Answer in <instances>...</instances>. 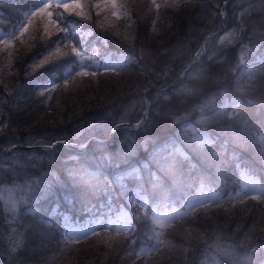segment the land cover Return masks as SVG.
<instances>
[{
  "label": "trees",
  "instance_id": "1",
  "mask_svg": "<svg viewBox=\"0 0 264 264\" xmlns=\"http://www.w3.org/2000/svg\"><path fill=\"white\" fill-rule=\"evenodd\" d=\"M205 3L206 1L199 3L195 9L188 7L176 13V17L179 18L178 33L168 43L169 46L167 45L168 48L164 51L155 54L151 45L138 35V44L148 54L150 69L138 72L134 78L137 82L130 87L121 89L119 92H110L101 99H97V95L90 99L89 102L91 100L99 102L92 105L94 107L85 108L83 111L93 109L105 111L102 114L104 119L98 124L85 127L81 131H70L71 123L75 118L69 120L72 116H70L68 105L59 110L50 107V104L44 105V98L33 95L24 82L20 83L19 91L0 102V112L5 117L0 122V148L12 143L51 142L63 138L81 140L93 135L88 138L89 140L85 144L87 152L84 155L98 160V162L90 161L91 166H86L89 170L97 172L104 170L108 163L115 162L116 158L125 160L127 156H131L129 150L132 152L137 147H147L151 138L159 137L174 127L173 123L181 116L200 114L197 109L205 104L207 106L220 87L225 85L229 89L234 87L233 81L236 79L238 71H233L231 64L235 61V55L240 50L239 46L250 44L254 48L256 45H264V12L248 21L255 11H264V0H229L227 5L223 3V0H218V5H204ZM217 6L226 12L224 17L226 23L224 30L215 34L216 22L222 18L215 11ZM6 11H13V7H7ZM232 30H237L239 33L232 44H221L216 39L217 36H223L227 31ZM207 33H209L207 36L212 35V37L209 39V48L205 58L196 65L194 63L186 73L181 75L194 52L190 56L186 55V51L176 58H173L174 55L184 43H188V40L196 39L200 42ZM41 38V36L34 37L30 41V48L20 49L18 59L20 65L15 67L16 71L22 68L26 69L28 61L38 55L37 47L43 46L40 43ZM0 70H2L0 78H5V82H7L8 73L4 71L8 70L2 62ZM259 71L260 76L255 81L256 91L252 92L253 94L250 93L253 95L254 102L251 101L244 105L243 101L236 107V116L231 118L213 108H208L206 117L228 139L234 140L246 150L260 154L259 149L264 145V119L262 118L264 116V63H259ZM14 83V80L10 81L12 86ZM143 89H147L148 92L146 104L142 103L145 99L140 98V92ZM184 89H191V94L186 93ZM123 90L125 92H122ZM136 92L138 95L133 100L128 99V104L123 106L125 101L122 100H126L124 98ZM115 93L117 94L113 98L100 101ZM119 108L127 111L128 114L122 115ZM134 121L140 123L139 128L130 127ZM113 125H120V127L115 133L111 132L112 141L104 140L102 137L108 134ZM39 135H41L40 138L33 139ZM42 149V147H38L37 150ZM71 156L72 153L68 150L57 154L41 152V154L28 159L24 165H15L14 169H10L12 171L0 169V187L2 184L12 186L19 184L21 193L27 196L25 199L28 201L25 203V208H16L13 213L0 199V264L36 263L60 249L57 247V242L62 241L59 230L55 224L46 222L41 213H37L41 209L36 200L42 199L50 189H53L56 182L65 183L66 180H72L68 174L71 167L84 165L76 159H71ZM205 156L208 155L205 154ZM213 159L215 162H219L218 156L213 155ZM220 172L226 174V168L222 167ZM44 177L51 179L46 183L50 186H38L32 192L31 186L46 181ZM6 182L8 183L6 184ZM241 209V207H237V211ZM252 209L260 211L257 206ZM193 215L197 217L194 216L192 222L188 224H195L199 228L206 229L208 223L211 222V228L214 230L228 229L232 231L233 229L239 231L246 224L252 225L263 216L260 213L251 216H239L236 213L231 216L229 221H218V219L211 221V219L207 220L203 217L201 222L199 219L197 220L199 211L194 212ZM149 228V223L137 221V230L133 232L120 236L118 234L108 235L114 241L111 248L100 242L91 247L96 248L92 251L84 250L87 253L83 252L60 263L49 264H134L135 260L140 258L133 254L130 240L137 237L138 232H140L139 235H143ZM12 230L18 232V238L14 236ZM200 234L199 232H190L186 228L175 227L173 237L178 241L179 249L170 254L162 264H187L192 258L194 246L201 238ZM94 238L89 237L81 242L92 241ZM81 242L74 246H78ZM135 242L137 244V241ZM17 243L19 244L18 250L10 258L8 250ZM62 245L63 243L60 244V246ZM183 247L187 251H182ZM184 254L186 258H184ZM138 264H145L144 259Z\"/></svg>",
  "mask_w": 264,
  "mask_h": 264
},
{
  "label": "snow or ice",
  "instance_id": "2",
  "mask_svg": "<svg viewBox=\"0 0 264 264\" xmlns=\"http://www.w3.org/2000/svg\"><path fill=\"white\" fill-rule=\"evenodd\" d=\"M152 6L155 7V9L159 10L161 8V4H158L156 0H151ZM229 0H223V3L227 5ZM174 7H178L179 5L175 3L172 5ZM34 10L30 11L26 14V18L20 23L19 27L16 26L12 27V31L7 34V37L0 40V44H3L5 46L8 45H14L16 42L19 41L22 46L29 47L30 43L29 41L20 40V37H23L25 33L29 30V25L32 22L33 17H40L45 21L43 26V37L40 39V43L42 45H47L45 47V50L43 53L38 54L32 61L31 64L28 65V67L25 69V76L29 75H35L38 79H40L41 82L35 84V89L37 90V95L39 97H45L47 94H50L52 92H55L59 87H61L60 83H57V77H52L49 73L48 75H43L42 70L48 68L50 65L55 66L52 71H55L56 73H59L62 71V65L67 63L69 59H75L79 58L80 61H83L85 59H92V57H86L85 51L82 50V46H78L76 43H73L71 39L68 38L67 35H64L61 37V34H65L69 32L68 26H66L65 21L68 17H76L78 21L86 22L89 24H92L95 29H98L102 33H105V38L101 43H107L108 37L111 36L113 39L118 40V42L121 45H127L130 51H134V47L131 45L129 41V37L127 34H123V38L121 39V33L119 32H110L109 28L113 27L111 24V21L117 18L120 15V5L118 3V0H92L91 3H87L86 0H70V2H62V0H58L57 3H51V2H45L41 3L39 5H34ZM165 8L169 7V5H164ZM92 9H95V16L96 19L93 20V13ZM216 12H218L220 17H225L226 12L217 6L215 9ZM125 15H127L125 13ZM235 15V14H234ZM159 18L158 16L156 17ZM130 20L131 18L128 17ZM153 23H155L153 21ZM226 23V20L222 19V24ZM73 31L80 32L81 33V44H83V41L89 37L94 35V32L91 30L84 32L80 28H77L73 26ZM155 30V29H153ZM53 35H56L57 39L53 41L50 45L48 44L49 41L52 40ZM215 35V34H213ZM239 35L237 30L227 31L223 36H217L216 39L219 40L221 44H232L236 37ZM209 39L211 37L206 38L205 43H208ZM247 48V45L244 46ZM54 49V50H53ZM93 52L96 51L95 48L92 49ZM204 51V48L201 47V52ZM200 53L197 54V57H199ZM133 57H129V59H132ZM261 63H264V57H261ZM80 70L76 72L77 77H96L97 72L100 68H103L104 73H108L110 71H115V68L110 65H96L95 71H89L88 67L84 66L82 63L78 65ZM42 74L38 76L37 74ZM71 75V69L67 73H63L62 78V85L67 86L69 83L68 76ZM75 79V77H72ZM255 81V77L251 76L249 77V80L245 82V85L238 88V91L242 94L249 95L252 92L256 91V88L253 86V82ZM186 93L191 94V89H184ZM145 92H147V89H145ZM50 98V96H49ZM142 103H147V101H142ZM240 101L238 100H232L231 104L233 108H235ZM205 105L200 106L197 110L200 112V121L201 122H207L208 117L205 116ZM235 113L230 114V118L234 117ZM124 119L123 117L121 118ZM142 123V121H141ZM120 127V125H116L114 127L110 128V131L115 133L117 131V128ZM129 127V126H126ZM130 127L139 128L140 123H137L136 125H132ZM186 131H190L192 133L191 137L185 138V143L188 145H194V147L191 148L193 152L200 153L205 148L209 147L210 145H213L215 143L214 138H212L207 132L205 133H198L194 128H192L190 125L186 126ZM175 144V142H173ZM57 145H66L68 147L74 148V149H80L84 150L86 148V145L83 143H78L75 145H69L67 140H56L55 144L49 143L44 145L47 149H53ZM131 153V150H129V154ZM179 155L183 157L184 160H190L191 158L188 156L187 153L183 151L182 148L176 146L173 152V156ZM213 155H217L213 153ZM84 153L81 152V158H83ZM235 158V157H234ZM71 159L75 160L77 157L73 156ZM143 168L147 169L148 165L144 164L142 165ZM192 167H195V165H192ZM175 168V161L174 160H165L163 164L160 166V170L164 172L171 173L173 169ZM69 176L72 178V181L74 184L80 185V184H88L91 186H95L96 183L99 181L100 173L94 172L89 170L88 167L81 165L78 168H72L68 170ZM126 176H134L139 178L140 176V168L133 167L131 171L125 173ZM155 183L153 184V188L157 189L159 188L161 190V197L159 199H153V203L149 202L148 197L141 196L140 200L141 203L139 205H131L128 209V213H131L132 219H135L137 221H143L145 223H150L151 225L157 226L161 231H155L154 229H149L150 235L152 239L156 240V246L153 248V250H158L159 245L163 243H167L166 241L162 240L161 237L163 236V230L167 227V222L175 219L177 216L180 215H189L191 214V211L189 213H179L176 210H173L172 213L168 212H161V208H168L169 207V195L171 190L168 188L163 187L160 184L159 177H154ZM249 189L253 191H264V189H258L256 184L253 182L251 185H249ZM237 197H239V193H237ZM254 199L260 200L261 196L257 195L253 197ZM129 204H131V201H129ZM188 207L190 210H193L192 204H188ZM11 211L15 213L16 206L15 204L12 205ZM120 218L123 221L122 224L116 225V232L119 234L121 231L125 230H134V225L132 224V219L128 218V215L124 212L120 213ZM112 225L109 224L108 227H111ZM85 239L88 238L89 233L83 232L81 233ZM100 234L97 233L94 229L91 230V236L92 237H98ZM202 237V234H201ZM112 239L111 237L104 239L103 243L108 247H112ZM63 243L64 247L60 248L61 251H65L68 249L69 245L73 243L68 238H64L62 241L57 242V247H60V244ZM78 243V241H77ZM136 242L130 240V247H135ZM19 244H15L8 250V255L11 258L12 254L16 253L18 250ZM148 249L141 246L139 248V251L136 252V255L139 256L145 252H147ZM187 251V249H185Z\"/></svg>",
  "mask_w": 264,
  "mask_h": 264
},
{
  "label": "rangeland",
  "instance_id": "3",
  "mask_svg": "<svg viewBox=\"0 0 264 264\" xmlns=\"http://www.w3.org/2000/svg\"><path fill=\"white\" fill-rule=\"evenodd\" d=\"M158 1V0H156ZM206 4L210 5H218V0H175V3L178 4V7L172 6L174 4V0H159L157 3L161 4V8L159 10L155 9L154 6H152L151 0H133V9L135 12V16L131 18L130 20L126 21L124 19L122 20H112L111 24L113 27L109 28L110 32H119L121 33V39L123 38V34H127L129 37V41L131 44H134L135 41V34H138L145 42L149 43L151 45V49L154 51L155 54L164 51L168 48V43L174 39L178 33V22L179 18L176 17V13L179 11H182L184 9H187L188 7H191L192 9H195L199 3L205 2ZM87 3H90V0H86ZM118 3L120 5V10H126L129 12V9H127V6L130 5V1L128 0H118ZM169 5V7L165 8L164 5ZM95 13V9H92V13ZM260 12L259 14H257ZM264 11H255L254 13L251 14L249 17L248 21H251L252 18L257 17ZM121 13V11H120ZM159 17L158 19L156 17ZM96 19V16H93V20ZM222 19L224 20V17L221 18L219 21L216 22V30L219 33L220 31L224 30V24H222ZM153 21L155 23H153ZM247 24V23H246ZM155 29V30H153ZM43 35V28L40 23L36 21H32V23L29 25V30L27 33L24 34L23 37H20V40H25V41H30L36 37V36H42ZM207 34L203 36L205 38ZM209 37H212V35H209ZM116 40V39H115ZM196 40V39H194ZM168 45V46H167ZM139 46V45H138ZM24 46L21 45V43L10 45L8 49L4 48L5 51L3 54L0 56V63L2 62L5 66L12 65L15 67L16 62H13L12 64L9 63V55L15 52L16 54L19 53V50L23 48ZM196 49H200L201 47L204 48V45L202 43H199L195 46H193ZM142 54L144 57L147 58V65L146 67H142L141 69L137 70L136 68H128L123 71H112V73H97L96 77H77L74 76L75 79H70L69 83L67 86L61 85L55 92L50 93V95H53L51 98L49 97V94H47L43 100L44 105L50 104V107L52 106L56 110L63 109L65 106H69V111H70V117L69 120H72L76 116H78L82 112H89V111H83L85 108L88 107H94L92 105H95L99 101H90L91 98L96 97L97 99H101L103 96H106L110 92H119L121 89L128 88L132 85H134L137 80L134 79L138 72H144L148 69L149 67V61H148V54L146 50L139 46ZM190 48V45L188 43H184V45L178 50V52L174 55L173 58H176L179 56L182 52L187 51ZM54 50V49H53ZM7 52H9V55L6 56ZM201 53V51H200ZM190 56V55H189ZM199 57H196L193 61V63L197 62ZM171 61V60H170ZM169 61V62H170ZM9 70V68H7ZM2 72V70H0ZM5 73H8V71H4ZM249 77L251 75L246 74L243 76H237L236 78V85L237 87H242L245 85V82L249 80ZM256 79V78H255ZM114 86V87H111ZM253 86H255V81L253 82ZM117 89L114 91L113 89ZM8 89V88H7ZM122 92H125L123 90ZM115 94L109 95L107 98L102 99L100 101H105L108 99L113 98ZM38 96V95H36ZM89 102V103H88ZM128 101L124 102L123 106L127 105ZM43 105V106H44ZM119 112L124 115L128 114L127 111L120 109ZM4 115L1 112L0 114V122L4 120ZM79 120H74L72 124L78 122ZM91 122L84 123L80 125L79 127H72L73 129H76V131H81L87 124H90ZM1 126V124H0ZM53 126V125H52ZM27 133V132H26ZM56 138V137H55ZM86 139L83 140V142ZM33 158L32 154L26 153V152H13L12 154L3 157L0 159V169H5L8 171L11 168H15V165H24L25 162ZM91 161L95 162L98 160L94 158H90ZM80 166L76 167H71L72 168H78ZM46 181L39 182L37 184H33L31 186V189H36L38 186L45 185L47 181L51 180L49 177H44ZM23 184H26L23 182ZM11 186V187H9ZM9 186H4L0 189V196L3 198V200L6 202L4 204L8 209L12 208V205L15 204L16 206V198L17 196L21 193L20 190V185L19 184H14L9 185ZM202 193V192H201ZM213 195L206 193L203 194L199 199H207L211 198ZM194 199H196L194 197ZM237 202V201H236ZM228 203V204H223V205H215L212 206L210 209H205L204 213L201 216V221L202 218L204 217L205 219H211V221L218 219V221H229L231 216L236 215L238 213L239 216H251L255 213H260L263 216L257 220V222L253 223L252 225L246 224L244 228H240L239 231H236L235 229L230 230V232H223L226 233L228 236H241L242 239H251L254 236H259L263 232H259L256 234L258 230L264 231V202L259 200V202H253L251 200H246L244 202H239L236 204ZM224 205H230V206H225ZM208 206V205H205ZM257 206L260 211H256L252 209L253 207ZM237 207H241L242 209L237 211ZM248 208V209H247ZM172 213V212H168ZM197 217V216H195ZM194 217L188 219L187 221L180 222L177 226L181 228H186L190 232L195 231L199 233L205 232V234H209L210 230H213L211 228V222L208 223L206 229H200L199 227L195 226V224H188L192 222ZM217 223V222H216ZM240 227V226H238ZM74 232H78L77 229H74ZM12 233L14 234L15 237L18 238V232L12 230ZM235 233H238L236 235ZM100 235L98 237H95L92 241H84L78 244V246H71L69 245L68 249L65 251H61L60 249L56 251L55 253L49 254L46 259L41 261L32 263V264H44V263H60L64 260L74 258L84 252V250H89L92 251L96 248H91L95 244L97 245L98 243L102 242L104 239L109 238V236L106 233H99ZM170 237H173L172 233L169 231L168 234ZM120 236V235H118ZM164 241L167 243H163L161 247H163L162 250L155 252L153 254V251L151 254V258L146 260L145 262L147 264H157V263H163L170 254L174 253V251H177L179 249V243H177L176 240L172 239V242L170 241L169 237L166 236L164 238ZM114 242V241H111ZM82 244L83 246H79ZM185 248H182V251H184ZM87 253V252H84Z\"/></svg>",
  "mask_w": 264,
  "mask_h": 264
}]
</instances>
